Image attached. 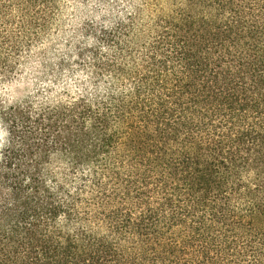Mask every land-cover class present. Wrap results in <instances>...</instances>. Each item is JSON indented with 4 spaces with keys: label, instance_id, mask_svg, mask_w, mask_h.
Segmentation results:
<instances>
[{
    "label": "trees",
    "instance_id": "obj_1",
    "mask_svg": "<svg viewBox=\"0 0 264 264\" xmlns=\"http://www.w3.org/2000/svg\"><path fill=\"white\" fill-rule=\"evenodd\" d=\"M0 0V264H264V0ZM74 90L6 103L31 61ZM55 61V62H54Z\"/></svg>",
    "mask_w": 264,
    "mask_h": 264
},
{
    "label": "rangeland",
    "instance_id": "obj_2",
    "mask_svg": "<svg viewBox=\"0 0 264 264\" xmlns=\"http://www.w3.org/2000/svg\"><path fill=\"white\" fill-rule=\"evenodd\" d=\"M104 12L105 8L98 0H61L54 25L46 39L49 59L54 60L63 52L67 40L72 37L83 20ZM40 66L39 62L31 60L21 67L14 78L5 82L1 93L6 103H18L39 92L43 95H54L60 94L63 90L76 88V79L69 73H63L55 79L42 71Z\"/></svg>",
    "mask_w": 264,
    "mask_h": 264
}]
</instances>
